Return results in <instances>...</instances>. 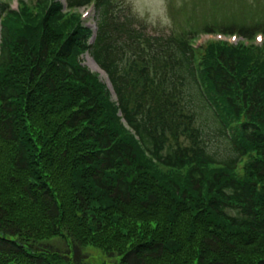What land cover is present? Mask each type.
I'll use <instances>...</instances> for the list:
<instances>
[{
  "label": "trees",
  "instance_id": "16d2710c",
  "mask_svg": "<svg viewBox=\"0 0 264 264\" xmlns=\"http://www.w3.org/2000/svg\"><path fill=\"white\" fill-rule=\"evenodd\" d=\"M66 2L0 0V264H83L88 246L116 264H264V10L156 36L119 0ZM91 3L92 40L72 11Z\"/></svg>",
  "mask_w": 264,
  "mask_h": 264
},
{
  "label": "rangeland",
  "instance_id": "374dc122",
  "mask_svg": "<svg viewBox=\"0 0 264 264\" xmlns=\"http://www.w3.org/2000/svg\"><path fill=\"white\" fill-rule=\"evenodd\" d=\"M119 4L128 6L142 20L146 29L156 36H168L186 27L185 17L188 15L195 14L198 17L197 23L201 24L212 19L214 13L219 14L218 17L228 13H240V9L249 4H253L251 10H264V0H119ZM93 18L96 21L94 11L88 23L95 27ZM84 63L92 70H98L95 68V61L93 62L88 54L84 55ZM44 243L47 247L69 251L65 238L55 237ZM73 253V250L68 252L70 256H73ZM81 253L83 264H116V258L107 257L101 250L92 246L81 248Z\"/></svg>",
  "mask_w": 264,
  "mask_h": 264
}]
</instances>
